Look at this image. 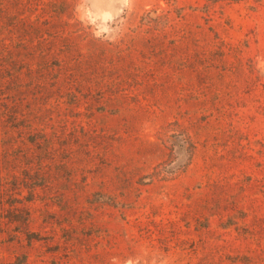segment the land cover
<instances>
[{"label": "rangeland", "instance_id": "obj_1", "mask_svg": "<svg viewBox=\"0 0 264 264\" xmlns=\"http://www.w3.org/2000/svg\"><path fill=\"white\" fill-rule=\"evenodd\" d=\"M0 264H264V0H0Z\"/></svg>", "mask_w": 264, "mask_h": 264}, {"label": "flooded vegetation", "instance_id": "obj_2", "mask_svg": "<svg viewBox=\"0 0 264 264\" xmlns=\"http://www.w3.org/2000/svg\"><path fill=\"white\" fill-rule=\"evenodd\" d=\"M172 147H173L174 154L177 153L179 157L184 156L185 154L189 155L190 153L188 141L186 138L182 137L181 135H178L174 138ZM179 157L175 156L173 161L175 159H178Z\"/></svg>", "mask_w": 264, "mask_h": 264}, {"label": "trees", "instance_id": "obj_3", "mask_svg": "<svg viewBox=\"0 0 264 264\" xmlns=\"http://www.w3.org/2000/svg\"><path fill=\"white\" fill-rule=\"evenodd\" d=\"M188 160H190V159L188 158ZM181 167H182V165H178V170H181Z\"/></svg>", "mask_w": 264, "mask_h": 264}]
</instances>
